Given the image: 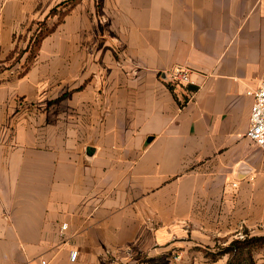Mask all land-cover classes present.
Instances as JSON below:
<instances>
[{"label":"crops","instance_id":"obj_1","mask_svg":"<svg viewBox=\"0 0 264 264\" xmlns=\"http://www.w3.org/2000/svg\"><path fill=\"white\" fill-rule=\"evenodd\" d=\"M263 80L264 0H0V264H236Z\"/></svg>","mask_w":264,"mask_h":264},{"label":"built area","instance_id":"obj_2","mask_svg":"<svg viewBox=\"0 0 264 264\" xmlns=\"http://www.w3.org/2000/svg\"><path fill=\"white\" fill-rule=\"evenodd\" d=\"M171 79L177 83L190 84V70L182 66H175L169 70ZM253 97V103L249 114V126L246 136L253 141L256 146L264 150V80L253 92H248ZM66 225L61 226L65 230ZM76 258V253L71 254V259Z\"/></svg>","mask_w":264,"mask_h":264},{"label":"trees","instance_id":"obj_3","mask_svg":"<svg viewBox=\"0 0 264 264\" xmlns=\"http://www.w3.org/2000/svg\"><path fill=\"white\" fill-rule=\"evenodd\" d=\"M37 41V40H36ZM264 243V237L259 238H250L245 239L242 242L236 241V256L234 258V261H236V264H242V262H245L246 264H253L252 259L250 258V251L255 250L257 247V243ZM231 251V248H226L225 250L221 251V253Z\"/></svg>","mask_w":264,"mask_h":264},{"label":"rangeland","instance_id":"obj_4","mask_svg":"<svg viewBox=\"0 0 264 264\" xmlns=\"http://www.w3.org/2000/svg\"><path fill=\"white\" fill-rule=\"evenodd\" d=\"M255 250H260L264 252V243H257V247H255Z\"/></svg>","mask_w":264,"mask_h":264}]
</instances>
